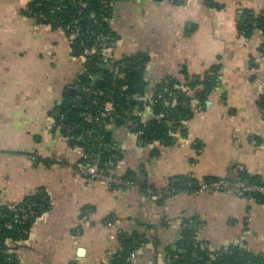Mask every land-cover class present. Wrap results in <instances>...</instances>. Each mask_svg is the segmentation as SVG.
Segmentation results:
<instances>
[{"label": "crops", "instance_id": "1", "mask_svg": "<svg viewBox=\"0 0 264 264\" xmlns=\"http://www.w3.org/2000/svg\"><path fill=\"white\" fill-rule=\"evenodd\" d=\"M112 2L113 59L145 58L136 93L144 106L134 115L153 118L163 80L189 96L201 89L190 84L212 71L218 82L203 107L191 100L167 142L144 141L127 123L108 126L118 151L112 172L137 184L112 189L74 169L84 148L69 144L54 116L84 71L83 52L73 53L63 29L30 15L31 0H0V205L48 199L8 252L16 264H104L121 234L137 233L145 241L131 264H174L187 228L202 249L240 246L264 261V203L231 191L169 192L177 180L199 185L238 172L264 183L263 36L238 29L245 13L264 15V0Z\"/></svg>", "mask_w": 264, "mask_h": 264}, {"label": "trees", "instance_id": "2", "mask_svg": "<svg viewBox=\"0 0 264 264\" xmlns=\"http://www.w3.org/2000/svg\"><path fill=\"white\" fill-rule=\"evenodd\" d=\"M76 0H31L29 4L30 15H36L40 22L50 23L56 27L64 28L77 19V24L82 33L90 38L88 47H93L97 36H113L108 25V14L112 11L111 7L103 8L100 0H87V6L81 10L75 4ZM109 3L112 0H106ZM38 4V6H36ZM60 6V10H53ZM39 15V16H38ZM238 29L245 36L251 35L254 30H260L264 36V15L254 16L245 13V16L238 23ZM101 41V40H100ZM111 42V38L108 40ZM264 52V39H263ZM119 73L120 78H113V73L105 67L101 68L97 58L84 61V71L79 75L74 83L73 94L66 93L65 100L58 105L55 112L59 111L64 114L63 125L73 127L71 132L63 134L68 138L70 145H77L84 150L99 153L100 164L102 169L105 168L106 162L116 161L118 151L110 138L108 126H121L125 123L135 124L131 131L136 134L139 130L144 131L140 138L149 143L167 142L171 134L177 129L182 128V123L190 115V102L193 97L197 103L203 107V99L207 92L218 82L219 76L212 71L204 76L203 79L192 82L190 86H198L193 96H189L181 89L176 80L166 79L159 85L153 102L150 104L153 118L147 121L142 120L139 116L134 115V108L144 106V101L137 97L135 88L142 83L143 69L145 58L140 55L130 56L120 60ZM119 62H116L118 64ZM90 88L89 92H84V88ZM158 95L160 98H158ZM80 96L79 100L76 97ZM108 99L113 102V108L109 115H105L102 105ZM93 100L97 105L92 104ZM260 106L264 108V97L260 101ZM55 116V115H54ZM101 122L97 126L94 119ZM56 123L59 118L55 116ZM88 132L89 136H84ZM100 143V144H99ZM129 181H135L129 175L122 176ZM235 177L249 184L264 186V183L256 177H248L242 172L235 176L225 178L232 181ZM219 179H210L215 181ZM191 182L192 186H187ZM197 185L189 180H177L169 192L174 193L177 190L195 191ZM258 202L264 203V197L258 194L248 195ZM29 204H34L35 215L32 216L25 224L14 226L10 229L1 227L5 220H0V264H16L15 257L8 252L7 242L24 234L34 219L47 209L48 199L45 194L39 193L36 196L27 199L24 203L15 205L16 207L25 208ZM0 212H9L5 207H0ZM120 248L111 254L110 259L104 264H131L130 253L137 247L138 242L145 241L140 234L131 236L120 235ZM182 253L181 259L174 264H264L260 258L247 254L240 246H229L228 252L218 250L209 252L195 243L191 232L184 230V239L181 241ZM219 253L218 257L211 258L212 254ZM10 258V260H8Z\"/></svg>", "mask_w": 264, "mask_h": 264}, {"label": "built area", "instance_id": "3", "mask_svg": "<svg viewBox=\"0 0 264 264\" xmlns=\"http://www.w3.org/2000/svg\"><path fill=\"white\" fill-rule=\"evenodd\" d=\"M75 4L78 7L80 13L81 10L87 6V0H76ZM100 5L103 8L106 7L112 8L113 2L109 3L106 0H100ZM36 6H38V4H36ZM60 8H61L60 6H57L53 10L57 11L60 10ZM26 11L30 12L29 6L26 8ZM111 13L112 11L108 14L109 18L111 16ZM51 22H53V19H50V23ZM64 32L71 45L79 43L83 46V54L85 60L90 61L93 60L94 58H97V60L100 62V64L103 67H105L107 70L113 73V78L122 77V74L119 73V65L121 64V62L119 60H114L110 53L111 42L108 41L110 38L109 36H103L102 39L101 36H97L95 39L94 46L88 47L87 44L89 43L90 38H87L82 33L81 28L77 24V19H74L70 25L68 24L64 28ZM116 62L119 63L116 64ZM89 91H90L89 87L84 88V92H89ZM80 98H81L80 96H77L76 100H79ZM158 98H160L159 95ZM193 102H195L194 99ZM92 104L97 105V102L93 100ZM102 108L105 115H109L110 111L113 108L112 100L108 99L106 102H104ZM54 115L59 118V123L57 125L59 128H61V130H64L66 133H68L74 129L73 127L62 124V121L64 120V114L62 112L59 111L54 112ZM94 122L97 126L99 127L101 126V122L97 118L94 119ZM127 124L129 125L130 129L135 127V124L133 123H127ZM136 135L138 137H141L144 135V131L139 130L136 133ZM84 136L86 137L89 136V133L86 132ZM100 160L101 158L99 153H92L84 150L82 155V160L74 166V169L81 176L89 180L101 181L107 184L112 189L137 187V184L135 182L126 180L122 176L115 175L112 172L114 163L111 160H108L106 162L104 169H102L101 167ZM192 185L193 184L191 182L187 183V186H192ZM203 191L218 192V193L231 191L238 196H248L252 194H258L264 197V186L257 184H249L237 177H235L232 181L226 179H219L215 181L202 182L201 184L197 185L195 192H203ZM0 207H5L9 210V212L7 213L0 212V220L1 219L5 220V222H3L1 227L8 229L14 226H20L25 224L36 213L34 209V204H29L25 208L16 207L15 205L12 206L7 204H1ZM139 243L142 245V242H138V244ZM229 249L230 247L227 246L224 247L222 250L224 252H228ZM218 256L219 253H214L210 257L215 258ZM8 260H10V258H8ZM223 264H227V263H223ZM245 264H252V263L247 262Z\"/></svg>", "mask_w": 264, "mask_h": 264}, {"label": "water", "instance_id": "4", "mask_svg": "<svg viewBox=\"0 0 264 264\" xmlns=\"http://www.w3.org/2000/svg\"><path fill=\"white\" fill-rule=\"evenodd\" d=\"M82 52H83V46L81 44L76 43L73 45V53L74 54H82ZM101 67H103V66L101 65ZM142 89H143L142 85H137L135 88V91H136V93H140L142 91ZM69 94H73L72 89L69 90Z\"/></svg>", "mask_w": 264, "mask_h": 264}, {"label": "rangeland", "instance_id": "5", "mask_svg": "<svg viewBox=\"0 0 264 264\" xmlns=\"http://www.w3.org/2000/svg\"><path fill=\"white\" fill-rule=\"evenodd\" d=\"M60 28V27H59ZM60 29H62V28H60ZM261 32V31H260ZM263 36V35H262ZM67 38V37H66ZM263 39H264V36H263ZM262 42H263V40H262ZM82 60H84V58H82Z\"/></svg>", "mask_w": 264, "mask_h": 264}]
</instances>
